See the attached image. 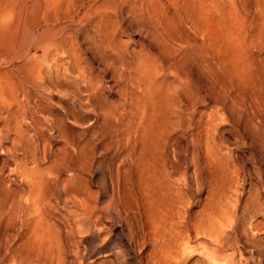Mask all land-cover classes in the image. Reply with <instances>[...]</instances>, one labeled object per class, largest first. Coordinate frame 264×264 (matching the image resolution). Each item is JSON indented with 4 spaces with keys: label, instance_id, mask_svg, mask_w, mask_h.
I'll return each instance as SVG.
<instances>
[{
    "label": "bare ground",
    "instance_id": "1",
    "mask_svg": "<svg viewBox=\"0 0 264 264\" xmlns=\"http://www.w3.org/2000/svg\"><path fill=\"white\" fill-rule=\"evenodd\" d=\"M233 19L235 0H0V187L6 190L0 199V229L27 234L35 208L34 241L23 247L44 251L43 195L52 183H71L74 223L91 257L113 243L115 234L106 233L101 218L114 213L124 222L115 231L117 239L134 259L140 255L142 264H188L196 257L190 255L195 243L201 250L198 264H222L228 219L219 203V159L208 142L203 167L196 156L188 160L181 155L179 141L186 129L166 124L174 113L172 96L167 111L158 109L156 100L150 104L146 92L156 74L149 68L141 72L126 56L143 42L133 32L147 33L159 22L172 25V31L185 26L203 44L217 45L221 29L228 22L233 26ZM85 34L86 43L99 49L93 59L121 63L125 89L138 106L131 124L102 129L116 161L100 191L92 190L90 174L80 165L77 119L60 114L53 97L40 90L48 74L62 81L78 62L90 58L79 53ZM103 97L101 85L91 84L88 98ZM45 113L49 116L41 120Z\"/></svg>",
    "mask_w": 264,
    "mask_h": 264
},
{
    "label": "rangeland",
    "instance_id": "2",
    "mask_svg": "<svg viewBox=\"0 0 264 264\" xmlns=\"http://www.w3.org/2000/svg\"><path fill=\"white\" fill-rule=\"evenodd\" d=\"M230 22L233 26L225 24L217 45L203 44L201 36L185 26L172 31V25L159 22L147 33L133 32V38L143 42L130 48L126 59L141 72L149 68L156 74L146 92L150 104L156 100L157 108L167 111L172 96L169 108L174 106V113L171 119L167 115L166 124L186 129L179 141L181 155L188 160L196 156L203 167L208 142L219 159V203L223 218L228 219L222 264H264V0H235V19ZM88 36L82 35L79 53L90 58L78 62L72 76L62 81L48 74L40 90L53 97L60 114L77 119L80 165L90 174L92 190L100 191L109 165L116 161L102 139V129L131 124V112L138 111V106L133 103L136 97L125 89L121 63L93 59L99 49L86 43ZM93 83L101 85L103 100L88 98ZM47 116L41 115V120ZM4 191L0 187V199ZM105 195L107 205L110 197ZM73 199L71 183L66 186L64 182L52 183L43 195L44 251L29 252L23 247L34 241V205L27 234L20 236L16 229L1 227L0 264H142L140 255L134 259L117 239L115 231L124 222L114 213L101 218L106 233L115 234L113 243L91 257L74 223ZM192 246L190 255L196 257L188 264L201 263L200 248L196 243Z\"/></svg>",
    "mask_w": 264,
    "mask_h": 264
}]
</instances>
